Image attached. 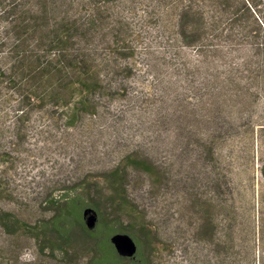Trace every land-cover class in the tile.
<instances>
[{
	"label": "rangeland",
	"instance_id": "374dc122",
	"mask_svg": "<svg viewBox=\"0 0 264 264\" xmlns=\"http://www.w3.org/2000/svg\"><path fill=\"white\" fill-rule=\"evenodd\" d=\"M152 38L136 42L139 65L128 80L130 101L117 96L107 103L108 119L85 118L69 127L60 107L52 106V113L37 109L18 131L13 114H2L0 264H89L90 249L75 242L87 230L86 208L95 212V230H102L109 246L116 233L135 241L137 253L126 264H264V88L253 85L252 97H219L214 87L172 77L166 67L149 71L144 57ZM148 57L161 63L156 53ZM177 93L179 102L172 104ZM218 104L226 128L212 143L214 121L202 116H215ZM160 107L166 114L177 109L178 125L161 120ZM140 140L150 148L153 173L128 169V211L112 203L117 177L114 157L106 154L114 142L128 146ZM62 194L78 196L80 204L74 216L69 213L72 241L63 253L52 254L40 248L48 239L39 226L56 214L46 202ZM2 216L14 220L10 232Z\"/></svg>",
	"mask_w": 264,
	"mask_h": 264
},
{
	"label": "trees",
	"instance_id": "16d2710c",
	"mask_svg": "<svg viewBox=\"0 0 264 264\" xmlns=\"http://www.w3.org/2000/svg\"><path fill=\"white\" fill-rule=\"evenodd\" d=\"M147 35L153 36L145 48L149 71L166 67L172 77L214 87L219 97H252L253 85L264 88V0H0V118L11 112L18 131L37 109L52 113V106L60 107L69 127L85 118L108 119L107 103L117 96L130 101L127 84L139 65L136 42ZM178 95L171 96L172 104ZM215 107V116H202L214 121L217 131L207 136L212 143L226 128L220 105ZM157 115L179 123L177 109L166 114L160 107ZM149 152L142 140L128 146L114 142L107 149L117 177L110 187L112 203L131 210L128 169L153 173ZM51 197L46 203L57 210L39 226L48 239L40 248L63 253L73 238L69 213L79 209V198ZM1 221L10 232L14 220L2 216ZM77 241L90 249L89 264H126L110 250L102 230H84Z\"/></svg>",
	"mask_w": 264,
	"mask_h": 264
},
{
	"label": "water",
	"instance_id": "95a60500",
	"mask_svg": "<svg viewBox=\"0 0 264 264\" xmlns=\"http://www.w3.org/2000/svg\"><path fill=\"white\" fill-rule=\"evenodd\" d=\"M85 226L89 231L95 228L96 214L91 208H86L82 212ZM109 243L113 247L116 255L124 259H132L137 253V245L135 241L127 234L116 233L109 237Z\"/></svg>",
	"mask_w": 264,
	"mask_h": 264
},
{
	"label": "flooded vegetation",
	"instance_id": "af4514ba",
	"mask_svg": "<svg viewBox=\"0 0 264 264\" xmlns=\"http://www.w3.org/2000/svg\"><path fill=\"white\" fill-rule=\"evenodd\" d=\"M208 220L210 222V235H211V238L215 240L216 228H215V225H214V214L213 213H211L209 215Z\"/></svg>",
	"mask_w": 264,
	"mask_h": 264
}]
</instances>
